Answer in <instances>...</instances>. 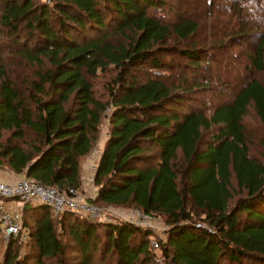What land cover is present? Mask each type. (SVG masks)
I'll return each mask as SVG.
<instances>
[{"label": "trees", "instance_id": "obj_1", "mask_svg": "<svg viewBox=\"0 0 264 264\" xmlns=\"http://www.w3.org/2000/svg\"><path fill=\"white\" fill-rule=\"evenodd\" d=\"M171 1L0 0V38L15 39L10 61L0 45V166L81 191L106 122L90 202L163 218L162 262L264 264V155H250L243 124L252 109L264 128V84L250 77L264 74V0L222 4L252 53L242 59L225 44L216 55L192 42L175 50L188 63L177 73L161 47L189 41L200 24L181 11L186 1ZM110 70L97 93L94 80ZM225 87L237 89L230 101L192 102ZM21 213L19 234H0V264H158L149 228L37 202L23 201ZM201 214L208 227L194 222Z\"/></svg>", "mask_w": 264, "mask_h": 264}, {"label": "rangeland", "instance_id": "obj_2", "mask_svg": "<svg viewBox=\"0 0 264 264\" xmlns=\"http://www.w3.org/2000/svg\"><path fill=\"white\" fill-rule=\"evenodd\" d=\"M179 0H173L171 2H169V4H175V2H178ZM186 1L183 5L180 6L181 11H183V13L187 16L193 17L194 19L198 20L199 24H200V28L199 31L196 33L195 36L191 37L189 39V41H179L176 39H171L169 40V42L167 44H165L161 50V52L159 53L160 57H163V63H165L167 65V67H171V71L174 72H182L184 70V67H187L188 63L187 61L183 58L180 57L177 53H176V49L179 48H185L189 45L192 44V42H195L197 47H203V48H207V50H210V52L213 54H219V50L221 49L222 51L220 52V55L223 53L224 49L221 45H225V44H232L234 46L229 47L231 49H233L234 52H239V56L244 59V57L250 53H252L253 47H252V43L253 40L251 38L245 37L242 39H239L238 36L235 37L233 33H236L235 31H231L229 29V26L226 25L227 20L229 19H235V18H229L228 14L225 13L224 8L222 7L223 5H228L231 3H233L235 6L234 8L236 9L237 6H239V3H235V0H184ZM262 3H264V1H262ZM241 4V3H240ZM263 5V4H262ZM264 6V5H263ZM264 12V11H263ZM170 15V14H169ZM263 18H264V13H263ZM174 19L171 17V20ZM217 19H221L220 23L214 24V21L217 22ZM214 20V21H213ZM219 22V21H218ZM233 23H230V26H232ZM231 28V27H230ZM224 30H226V34H222L224 32ZM223 36V37H222ZM212 40H215L213 43ZM0 42H1V52L3 53L4 57L10 61V58L12 57V49L15 47V39L14 38H0ZM22 43V40L20 41ZM218 42V43H217ZM216 44V45H215ZM228 47V46H227ZM9 52V54H8ZM219 56V55H218ZM228 59V58H227ZM212 66H219L216 62L212 61ZM229 67H233L232 64H228ZM237 65V64H236ZM239 65H237L236 67H238ZM186 69V68H185ZM239 69V67H238ZM238 69H236V72L238 71ZM187 70V69H186ZM26 72V70H25ZM29 72V70H28ZM142 72V71H141ZM141 72H137L138 75H141ZM113 74V70H110L109 72H107V74H102L100 76H98L94 82H95V89L97 91V93H103L104 89H105V84H106V80L109 78L110 75ZM250 77L254 78L257 77L259 80H261V82L264 84V74L260 73V72H256V71H252ZM237 90V89H236ZM235 89L232 88H226L224 90L223 95H219L218 94H214L213 91L208 92V93H204L202 95L200 94H194V100L192 101L194 104H198V101H196V99H200V103L204 102L206 104V106H213L215 104H219V103H223V101H230L233 98L234 92L236 91ZM201 103V104H202ZM210 107V108H211ZM243 124L245 126V131L246 134L248 136V140L251 143L250 144V155L252 157L255 158H261L264 155V128L263 126L259 123L258 118L256 117L254 111L252 109H249L248 114L245 116ZM217 128H212L211 130H208L207 132L204 131L203 132V141H208V139L210 138L211 134L214 133L216 131ZM108 130H107V125L106 122L103 123L102 127H101V133L99 136V139L97 141V143L94 146V149L91 151V153L88 156V160L90 165L89 166V171H90V167H91V162L92 160L97 161L96 155L99 154V147H102V142L104 143L106 136H107ZM103 148V147H102ZM23 177V176H22ZM234 187H235V182H233ZM79 195H82L84 198H87L85 195H83V191H78ZM237 193H235L236 195ZM15 203H17L18 205H22L23 201L16 199ZM99 206H103V205H99ZM103 207H108L111 210H115L117 212H122V211H129L132 207L130 208H122V207H117V206H103ZM111 213V212H108ZM116 212L111 213L109 215H111V218H114V216H116L115 214ZM204 215L201 214L198 217L194 218V222L196 224L208 227V224H206L205 222H203ZM156 225L158 226V228L160 227L161 229H154L152 230L153 232V236L151 237L150 240L155 239L157 240L159 243L162 242L163 240H165L166 235H167V230H168V225H166L165 221L163 220V218H159L156 217ZM103 221V220H100ZM163 229L165 230V235L162 237L159 236V232H162ZM163 238V239H161ZM151 243V242H150ZM158 243V244H159ZM152 247V245H151ZM155 253V256L159 258L158 264H170L168 262H162V257H161V251H160V247L158 248H154L152 247ZM73 254H69L67 255L68 260H70L72 258Z\"/></svg>", "mask_w": 264, "mask_h": 264}, {"label": "built area", "instance_id": "obj_3", "mask_svg": "<svg viewBox=\"0 0 264 264\" xmlns=\"http://www.w3.org/2000/svg\"><path fill=\"white\" fill-rule=\"evenodd\" d=\"M99 154L96 155L98 159ZM96 169L94 160L91 162L90 177L93 182V173ZM19 199L24 202H37L50 206L55 214H63L65 211L76 212L79 215L85 216L90 219L103 220L104 222L114 223L118 220H123L132 223L135 226L142 228H149L151 230L157 229L156 219L154 215L144 213L138 208H131L129 211L117 212L108 207L95 205L87 198L79 195L75 189L69 188L64 192L58 187L52 185H44L28 179L20 177L16 180H0V234L5 242L11 237H16L21 231L22 221V206H14L13 203ZM111 212L116 216L111 218L108 213ZM158 229H161L160 227ZM165 230L159 232V236L165 235ZM213 228H209V231ZM28 232L24 231L22 240L27 237ZM163 239V238H161ZM152 247L158 248V241L155 239L150 240Z\"/></svg>", "mask_w": 264, "mask_h": 264}, {"label": "crops", "instance_id": "obj_4", "mask_svg": "<svg viewBox=\"0 0 264 264\" xmlns=\"http://www.w3.org/2000/svg\"><path fill=\"white\" fill-rule=\"evenodd\" d=\"M103 145V142L102 144ZM103 147V146H102ZM102 147H99V152H101ZM89 156V155H88ZM87 158L84 159L83 161V169H82V191L83 195L87 197V199L94 198L96 195V187L94 183L89 179L90 177V171H89V160ZM22 177L20 174H14L13 172L9 171L3 166H0V180H16L17 178ZM24 177V176H23ZM14 206H17V203H13ZM19 206V205H18ZM22 206V205H20Z\"/></svg>", "mask_w": 264, "mask_h": 264}, {"label": "water", "instance_id": "obj_5", "mask_svg": "<svg viewBox=\"0 0 264 264\" xmlns=\"http://www.w3.org/2000/svg\"><path fill=\"white\" fill-rule=\"evenodd\" d=\"M173 264H177V262H174Z\"/></svg>", "mask_w": 264, "mask_h": 264}]
</instances>
